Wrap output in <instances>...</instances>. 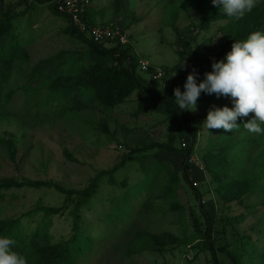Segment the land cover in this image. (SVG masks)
I'll return each instance as SVG.
<instances>
[{"label":"trees","instance_id":"obj_1","mask_svg":"<svg viewBox=\"0 0 264 264\" xmlns=\"http://www.w3.org/2000/svg\"><path fill=\"white\" fill-rule=\"evenodd\" d=\"M88 1L90 4L91 0ZM54 2L55 0H18L5 7L3 0H0V118L11 115L9 108L15 95L24 98L26 116H31V110L36 109L33 114L35 119L39 116L49 118V112H53L54 117L65 116L72 106V102L63 96L62 92L65 91L71 90L83 97L92 98L93 104L109 111L130 101L133 93L137 91L138 96L135 98L137 109L133 112V118L138 119L150 112L161 111L162 121L168 124V132L165 142L162 143L135 148L125 145L127 153L120 154L117 164L99 171L85 187L79 190L66 189L60 182L51 179L20 177L14 180H0V201H2L0 235L9 236L15 241L13 250L25 257L26 264H79L83 254L86 252L90 256L93 254V240L86 231L93 230L96 225L85 218L84 212L90 210V202L99 189V180L106 177L108 185H116V172H119L127 161L150 149H156L158 153H178L181 158L180 178L184 188L188 187L195 201L194 205L186 208L194 232L182 239L171 237L168 232H162L165 236L147 231L135 232L129 242L127 255L163 252L167 245L188 243L197 252H208L210 264H264V134L250 133L243 126L253 113H249L247 117H238L236 120L238 127L232 131L208 129V136L205 138L199 160L208 181L207 184L202 185L205 190L201 193L199 187L194 184L191 165L194 147L199 138L194 126L195 118L189 111L176 108L174 96L159 95L139 81L136 75L139 61L133 58L128 39L125 43L118 41L94 43L74 29L66 16L56 12ZM126 3L125 0L111 2L115 6L114 11L118 13L123 12ZM42 4H51L52 13L66 19L68 24L63 28V33L68 36L73 46L71 49L33 63L25 73L24 81L18 82L19 86L15 89L9 88L16 62L20 65L30 61V54L25 50V46L28 47L33 43L30 32L37 29L38 24L31 21L34 15L38 16L37 14L40 13L39 6ZM89 4L85 7L81 18L92 26L93 23H90L88 18ZM197 13L199 15L197 22L184 27L183 33L174 29L175 51L179 61L172 69L175 74H173V82L185 78L193 71L197 74L196 78L202 80L203 71L211 66L213 60H222L234 40L244 39L252 31L264 32V0H257L251 12L246 13L241 19L225 16L219 11L218 6L214 7L211 3L206 7L197 6ZM133 19L138 20V18ZM20 24L26 25L27 28L19 35ZM211 28L216 32L206 38L202 37V34H208L207 31L210 33ZM217 32L222 33L221 40L216 37ZM203 43H207L211 48L202 52ZM180 63H183V66ZM42 65L51 67L47 74H43L39 69ZM37 96H41L40 99H37ZM209 103L213 104L212 108L224 105L232 107L227 97L217 98L216 95L214 98L209 97L202 104ZM39 108L43 109L41 114ZM11 116L19 120L27 118L14 114ZM103 130H107L105 126ZM181 143H184V147ZM0 145L5 148L13 167L18 169L20 159L17 158L14 135L4 132L0 136ZM64 153L70 161H74L67 151ZM159 164V167L154 168L153 178L143 183L144 191L148 193L145 200L138 204H142V209L151 208L149 211L155 213L161 208L152 207L150 202L154 198L168 199L169 209L172 212L177 210L178 217L181 218L184 215V208L178 201L177 194L180 189L178 184L180 179L177 172L171 171L168 165L162 162ZM162 168L168 172L166 180L161 185H157L156 178ZM23 188L56 190L64 196L62 205H44L41 203L43 197L40 195L34 208L21 211L17 216L3 217L8 208L16 206L14 200L20 199L12 190ZM142 191L134 188L122 199L110 200V210L104 217H98L99 223L104 228L103 233L106 235L115 233L120 225L125 226L126 221L133 219V203H137L142 197ZM204 194L212 198L216 209L224 211L225 216L216 218L205 210L201 200ZM231 203L241 206L244 212L232 215ZM39 210L43 211L45 217L67 210L71 226L69 236L53 242V238L46 230L49 224L37 226L32 233L23 231L22 221ZM152 217L143 216L144 221L149 225L153 223ZM247 217H251L253 222L247 223ZM220 224L221 231L228 226L229 232L228 235L226 232L227 237L221 240L215 237L216 234L221 233L217 230V225ZM82 235L86 238L84 245L79 238ZM222 235L224 237V233Z\"/></svg>","mask_w":264,"mask_h":264},{"label":"rangeland","instance_id":"obj_2","mask_svg":"<svg viewBox=\"0 0 264 264\" xmlns=\"http://www.w3.org/2000/svg\"><path fill=\"white\" fill-rule=\"evenodd\" d=\"M17 1L3 0V4L7 7ZM125 1L127 2L125 9L118 13L113 9L115 6L111 4L112 0H91L88 12L90 23H102L110 28L116 26L124 32L129 40L133 58L136 61L144 59L150 64L151 71L149 72H142L139 68L136 70V75L143 85L165 97H172L173 89L176 87H179L183 92L186 77L175 82L172 81L174 74L172 69L179 61L175 51L176 33L174 29L183 33L184 27L190 23H196L199 16L197 6L206 7L211 3V0ZM51 7V4H42L39 6L38 16H33L31 22L38 24V28L30 32L33 43L28 47L25 46V50L30 54V61L20 65L16 62L9 88L15 89L19 86L18 82L24 81L25 73L33 63L72 48L73 44L63 33V28L68 24L66 19L57 14L54 15ZM94 11H97L98 14ZM133 18H138V20ZM19 28L20 35L22 32L24 33L27 26L20 24ZM214 32H216L215 29L211 28L210 33L207 31L208 34H202V37L206 38ZM216 37L221 40L222 33H218ZM209 48L211 47L207 43H203L201 46L202 52ZM39 69L43 74H47L51 67L42 65ZM153 70L164 72V76L153 80L151 77ZM209 71H211V66L203 71L201 78L205 72ZM199 82L200 80L197 79V83ZM62 93L67 100L72 102V106L61 118L54 117L53 112H49V118L39 116L34 119L33 114L36 111L34 108L31 110V116H26L24 98L21 95H15L9 108L10 114L27 118L19 120L11 115L0 118V136L4 132L14 135L20 166L18 169L13 167L5 148L0 145V180H14L20 177L51 179L60 182L66 189L79 190L85 187L99 171L117 164L120 154L127 153L125 145L135 148L165 142L168 124L162 121L161 111L159 113L150 112L138 119L133 118V112L137 109L135 100L138 96L137 91L133 93L130 101L118 105L110 111L93 104L92 98L87 96L83 97L71 90ZM40 97L37 96V99ZM209 97L214 98L215 94L201 92L197 98L196 110L189 111L195 118L194 126L199 135L191 165L194 184L199 187L198 190L201 193L205 190L203 184H207L208 181L199 164L204 141L208 136V129L202 125V122L206 118L207 111L213 106L211 103H202ZM42 111L43 109L39 108V114ZM103 126L107 130H103ZM64 151H67L74 161H70ZM160 162L168 165L171 171H176L180 179L178 183L180 189L177 194L178 201L184 208V215L181 218L178 217L177 210L172 212L169 209L170 201L168 199L154 198L150 202L152 207L161 208L160 211L155 212L156 214L149 211L151 208L142 209V204H138L145 200L148 193L144 191L143 183L153 178L154 168L159 167ZM181 166L182 162L178 153H158L156 149H150L135 159L127 161L125 166L116 172V185H108L106 177L100 179L97 194L90 202V210L84 212L85 218L96 225L93 230L86 231L93 240V254L90 256L84 252L85 254L79 259V264H210L208 252H197L188 243L167 245L163 252H140L127 255L129 242L135 232L147 231L163 236L165 235L162 232H168L171 237L178 239H182L184 236L189 237L194 232L186 208L194 205L195 201L188 187L184 188L180 178ZM167 173L165 169H161L156 178L157 185L165 182ZM134 188L143 191L142 197L137 203H133V219L126 221L125 226L120 225L117 232L106 235L103 233L104 228L99 223L98 217H104L110 210L112 198L122 199ZM12 191L20 199L14 200L16 206L8 208L6 213L4 212L3 217L5 218L12 215L17 216L21 211L34 208L40 195L43 197L41 203L51 206L62 205L64 197L53 189L42 191L23 188ZM201 200L203 207L211 216L214 215L216 218L225 216V212L217 210L212 198L207 197V194L202 195ZM1 206L2 201H0V208ZM231 207L232 215L244 212V209L235 203H231ZM196 211H198L197 208ZM67 214L66 210L45 217L43 211L39 210L30 218L23 220L21 228L27 233H32L37 226L42 227V225L49 224V228L46 230L53 238L52 241L56 242L67 238L71 232ZM143 216H153L151 218L153 223L149 225L144 221ZM246 222L252 223L253 219L247 217ZM217 230L221 232L215 235L219 240L227 237L229 233L228 226L221 231V224L217 225ZM79 238L84 245L86 238L83 235Z\"/></svg>","mask_w":264,"mask_h":264},{"label":"clouds","instance_id":"obj_3","mask_svg":"<svg viewBox=\"0 0 264 264\" xmlns=\"http://www.w3.org/2000/svg\"><path fill=\"white\" fill-rule=\"evenodd\" d=\"M255 3L256 0H211L214 7L218 6L225 16L234 19L251 12ZM196 76L194 71L188 73L183 92L179 87L173 89L176 108L195 111L201 92L227 97L232 107L210 108L202 125L206 129L232 131L238 127V117L253 113L243 123L244 128L250 133L264 134L261 127L264 125V32L252 31L246 38L234 40L222 60L212 61L211 71L205 72L199 83ZM14 243L9 236L0 235V264H26L25 257L13 250Z\"/></svg>","mask_w":264,"mask_h":264},{"label":"built area","instance_id":"obj_4","mask_svg":"<svg viewBox=\"0 0 264 264\" xmlns=\"http://www.w3.org/2000/svg\"><path fill=\"white\" fill-rule=\"evenodd\" d=\"M89 4L88 0H55V10L58 14L64 15L68 18L70 25L76 29L79 33L91 39L94 43L112 42L118 41L125 43L127 38L119 27L110 28L102 23H94L92 26L86 24L82 20V14L85 7ZM139 69L142 72H148L150 70L149 63L142 59L139 60ZM164 76V72L160 70H154L152 79H158ZM184 147V143H181Z\"/></svg>","mask_w":264,"mask_h":264},{"label":"crops","instance_id":"obj_5","mask_svg":"<svg viewBox=\"0 0 264 264\" xmlns=\"http://www.w3.org/2000/svg\"><path fill=\"white\" fill-rule=\"evenodd\" d=\"M89 5H90V4H89ZM94 12L98 14V12H97V11H94Z\"/></svg>","mask_w":264,"mask_h":264}]
</instances>
